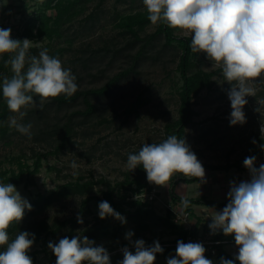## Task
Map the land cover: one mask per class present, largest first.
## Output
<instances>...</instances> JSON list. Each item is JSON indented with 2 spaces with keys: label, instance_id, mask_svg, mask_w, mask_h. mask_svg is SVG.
<instances>
[{
  "label": "rangeland",
  "instance_id": "rangeland-1",
  "mask_svg": "<svg viewBox=\"0 0 264 264\" xmlns=\"http://www.w3.org/2000/svg\"><path fill=\"white\" fill-rule=\"evenodd\" d=\"M96 3L97 0H91L77 6L76 10L79 12L62 26L59 36L48 39L45 36L38 37L35 29L31 33H26L27 29L24 27L26 19L43 9V0H0V28H10L13 39L31 40L30 56H38L41 50L47 48L50 56L59 58L64 68L71 69L72 74L76 76L78 91L100 88L110 77L130 68L132 64L130 57L140 49L143 42H133L132 36L125 32V28L119 23L124 16L135 14L145 8L142 0H104L95 10ZM92 12L94 14L92 19L88 18ZM46 14L54 16L55 11L46 9ZM156 29L157 24L150 23L139 30V36L147 38L155 33ZM174 34L177 37H186L180 34L179 29H175ZM144 53L128 77L122 79L106 96L91 100L95 106L92 114L83 115L85 106L80 99L72 106L61 107L50 99L41 109L38 98L36 107L22 109L27 115L19 120L23 124L31 123L32 135L29 139L9 126V117L18 116L11 112L5 120V134L0 132L1 171H16L17 161L31 165L35 160V153L54 151L57 144L55 138L59 136L52 132L50 126L46 127L43 120L62 124L70 118L75 126L70 143L59 152L42 159L39 172L32 178L33 185L24 186L23 183L15 185L23 198L28 202L35 201L38 196H47L61 190L64 184L73 182L78 177L89 179L90 175L93 179L103 178L111 187H115L116 183L123 181L125 174L131 171L127 167L129 154L138 153L146 143L164 141L166 125L176 120L179 115L178 92L182 80L177 65L181 48L176 44L166 46L162 35L158 34ZM5 55L0 56V64L4 65L0 72V86L5 77L10 78L13 75L11 66L5 63L10 58L4 60ZM192 61L195 63L192 72L196 70L213 72V77L211 89L204 88L193 96L192 109L195 115L192 123L185 128V140L202 165L231 164L244 155L251 134L258 132L262 136L260 127L264 124V106L258 105L257 101L264 99V83L257 82L255 85L258 89L256 97H246L248 103L243 108L246 123L232 126L231 105L227 95L231 85L224 80L222 70L212 67V62L207 59L205 53L196 54ZM139 94L149 99L148 104L139 110L138 116H132L123 123V110ZM0 101H4L2 87ZM43 129L48 133L40 134ZM37 135L40 139H36ZM73 161L77 164L75 169L71 167ZM261 164H264V151L255 162V165ZM231 170L235 174L237 171L240 172L236 168L229 171ZM224 172L226 171L205 169L204 179L198 182L187 184L185 180L189 178L181 174L174 175L171 181L177 184L178 194H185L184 196L188 198L204 194L207 198L213 199L217 197L215 192L206 186L208 179L221 178ZM168 185L153 184L151 187L158 192L155 202L151 203L157 215H164L166 212L164 204L170 199ZM107 187L106 184L96 185L90 194L101 198V191H105ZM146 189L134 194L126 190L125 186H116L113 199L121 208L132 213L133 201L142 199L141 194L145 193ZM82 198L59 197L36 218L43 219L52 231L57 222L78 213ZM98 205L97 199H92L88 203L91 212L85 215L82 223L76 227L75 236L84 237L83 231L97 220ZM122 216L127 218L123 226L120 220L112 216L105 218L103 224L108 227L109 234L107 237L94 240L95 245H102L110 252L138 239L170 241L175 234V230L169 227L151 228L140 233L128 218V213ZM68 229L64 227L56 232L44 233L42 240L34 243L28 253L31 258L35 255L33 264H55L56 257L48 248V243H58L61 238L66 237ZM129 231L134 233L131 240L125 238ZM9 235L12 238L13 234ZM111 257H115L118 264V261L123 259V253L116 256L110 254V260L114 263Z\"/></svg>",
  "mask_w": 264,
  "mask_h": 264
},
{
  "label": "clouds",
  "instance_id": "clouds-1",
  "mask_svg": "<svg viewBox=\"0 0 264 264\" xmlns=\"http://www.w3.org/2000/svg\"><path fill=\"white\" fill-rule=\"evenodd\" d=\"M152 24L164 23L179 29L182 36H190L193 53H205L212 67L222 70L224 80L231 85L228 91L231 113L230 125H243L246 97L257 95V82L264 83V0H142ZM32 41L13 39L11 29L0 28V56L14 54L6 65L13 75L2 82V96L8 109L18 114L9 117V126L31 139V123L22 120L30 106L36 107L34 97H39V107L60 95L73 96L78 91L76 76L63 67L59 58L50 56L44 48L39 55H29ZM264 106V99L257 101ZM259 110V109H257ZM264 136V124L260 127ZM255 143V140H253ZM256 157L243 161L250 181L232 183L228 192V204L220 212L211 215L208 225L213 234L220 231L234 236L238 253L234 259L221 257L219 264H264V164L255 167ZM142 166L149 183L167 186L174 175L203 180L205 169L186 140L176 135L168 136L160 143L144 144L138 153L129 154L127 167L133 171ZM72 168H76L75 161ZM189 200L181 198L184 208ZM99 218L112 216L122 223L125 218L116 212L109 202L98 205ZM32 205L23 198L15 185L0 182V264H33L28 254L35 235L20 231L10 238L8 229L23 220L25 210ZM78 222L82 220L78 217ZM132 231L125 238L131 240ZM48 248L56 257L55 264H111L110 254L102 245H95L86 236L61 238L58 243L49 242ZM135 251L122 249L123 259L118 264H154L156 254L163 248L158 241L146 246L145 241L134 242ZM202 243L177 242L175 256L167 264H213L206 258Z\"/></svg>",
  "mask_w": 264,
  "mask_h": 264
},
{
  "label": "trees",
  "instance_id": "trees-1",
  "mask_svg": "<svg viewBox=\"0 0 264 264\" xmlns=\"http://www.w3.org/2000/svg\"><path fill=\"white\" fill-rule=\"evenodd\" d=\"M90 1L91 0H43V9L41 11H38V14L26 19L24 23V27L27 29L26 33H31L32 30L35 29L36 35L38 37L45 36L48 39H52L53 36H59L62 26L70 22L72 18L79 12L76 10L77 6ZM103 1L104 0H97V3L95 4V10L100 7ZM46 9H54L55 15H47ZM93 15V12L90 13L88 15V18L92 19ZM150 23L151 22L148 19V13L146 9L138 11L135 14L124 16L120 20L119 25L123 26L125 28V32L129 33L132 36L133 42H143L140 45V49H138L135 54L130 57L132 63L130 68L123 70L122 72H119L114 76L110 77L107 82H105V84L100 88L78 91L71 97L60 95L59 97L52 99V101L55 102L57 106L61 107L72 106L76 103L78 99H80L82 100V103L85 106V109L83 110V115L85 116V114H92L94 112L95 106L92 104L91 100L93 98L106 96L114 86L121 82L122 79L128 77L132 69L136 66L137 62L144 56L145 49L148 47L149 44L152 43V40L155 38V36L160 34L162 35L164 39V44L166 46L171 47L176 44L177 47L181 48V54L178 57L179 59L177 65V70L182 80V84L178 92L179 115L176 120L166 125L165 139L170 135H176L178 138H182L185 140V128L192 123V118L195 115V112L192 109L193 96L197 95L204 88L208 90L211 89V78L213 77V72H205L203 70H196L192 72L191 69L195 66V63L194 61H192V58H195L197 53H193L191 51V37H177L174 34L175 29L167 27L164 23H157V29L155 33L149 35L147 38H141L139 36V30H142L146 25ZM11 57V54H6L4 60L9 59ZM3 67L4 65L0 64V72ZM38 98L39 97H34L35 100H37ZM148 102L149 99L147 97H144L143 94L137 95L123 110L122 122L126 123L128 119L132 116H138L139 110L146 104H148ZM10 114L11 111L8 109L6 101H0V132L2 134H5L4 124L5 120L9 117ZM43 123L46 127L50 126L52 132L59 136L55 138L57 144L54 148V151H49L46 153H35V160L31 165H27L26 163H21L17 161L16 171H1L0 169V182L11 183L13 185H19L23 183L24 186L33 185L32 178L39 172L42 166V159L47 157L48 155L59 152L61 149H63L64 147H66V145L70 143L75 131V126L73 125L70 118H68L62 124H59V122L51 123L45 120H43ZM44 131L47 130H41L40 134L48 133ZM36 139H40L39 135L36 136ZM253 140H255V143H253ZM247 142V150H245L244 155L237 161L231 164L227 163L225 165L217 166L203 165L204 169H209L213 171H228L231 168H236L240 171L247 170V168H245L243 164L244 159L250 156H255L257 159L261 156L264 151V138L260 135V133L257 132L251 134ZM259 166L260 165H255V167L257 168H259ZM7 174H9L8 177H6ZM198 180L199 179L196 178H189L186 179L185 182L187 184H190L193 182H197ZM108 183L109 182L105 181L103 178L93 179L92 175L89 176V179H83L81 177H78L75 179V181L64 184L61 190L54 191L47 196H38L35 201L29 202L32 205V209L30 211L27 209L25 210L23 220L18 224L14 223L10 226V228L8 229L9 234H13L12 238H15L18 232L27 231L35 235L34 243H36L42 240V235L44 233L47 234L49 232H56L61 228L68 227L69 229L66 233V237L71 239L73 236H75V229L80 224L78 222V217L83 221L85 215L91 212L88 203L92 199H97L99 203L102 201L109 202L111 207L121 215H123L124 213H128V218L131 219L136 229L140 233L150 230L151 228L157 227H169L174 229V233L177 235V238L172 241H162L171 244V246H167L166 248H164L162 253H168L171 250H174L177 247L178 241L184 242L190 236L197 237V231L195 227H191L189 230H187L184 229L181 225L175 224L173 222L174 214L169 210H166L164 215H157L155 210L152 208L150 202L136 200L133 201L131 205L134 209L133 212L130 213L127 210L121 208V205L113 199V193L116 189V186H125L126 190H130L131 193L134 194L141 193L144 188L148 189H146L145 192L150 191L151 187L153 186V183H149L147 181L146 172L143 170L142 166H138L135 170L127 172L125 174L124 180L116 183L115 187H111ZM99 184L108 185L105 191H101V198H97L90 194L92 193L94 186ZM175 185V182H169V202L174 205H181L182 197L178 196L175 193ZM68 196L83 197L80 200L78 213L72 217L57 222L54 227V230L51 231V227L46 224L43 219H37L36 217L55 199L59 197ZM123 198H125V195H123ZM186 199H188L190 202L189 206L187 208H184L181 205V207L184 211H187L189 213L191 212V207L193 205L223 206L228 203L223 202L217 205L215 203H212L210 200L206 199L205 196H201L199 198ZM104 220L105 219H100L98 217L92 225H90L83 231V235H85L91 241L107 237V235L109 234V230L108 227L103 224ZM125 220L127 221V218H125ZM121 225L123 226V223ZM217 239L221 240L220 236H218ZM155 241L151 240L150 242ZM132 242L133 241L127 242L125 243V245L130 244ZM162 253H157L156 256ZM217 255L218 257H223L225 259H232L223 251L222 245L218 246ZM34 256L32 258L33 263L35 261Z\"/></svg>",
  "mask_w": 264,
  "mask_h": 264
},
{
  "label": "crops",
  "instance_id": "crops-1",
  "mask_svg": "<svg viewBox=\"0 0 264 264\" xmlns=\"http://www.w3.org/2000/svg\"><path fill=\"white\" fill-rule=\"evenodd\" d=\"M238 172L239 171H237L236 174H239V173L240 174L236 176L235 172H233L232 170L231 171L228 170V171L223 173V175H222L223 177H221V178L208 179V183L206 184V186H208L209 190H212L215 192L214 194H215V197H217V198H213V199L207 198L206 195H204V194L201 196H205L206 199L210 200L212 203H215L217 205H219V203L229 202L227 194L230 191L231 184L232 183L239 184L242 181H250V179H251V176H250V173L248 170L240 171L239 173ZM176 185L174 188L175 193L180 197L188 198V197L184 196L185 194L181 195V194H178L176 192ZM182 193H184V192H182ZM201 196L190 197V198H199ZM227 204H225L223 206L193 205L191 207L189 220H190V224L192 225V227L196 228L197 237H200L203 239L212 237L214 239L215 238L217 239L218 236H220L221 239L227 240L228 243L223 244L222 249L226 253V255H228L229 257L234 259L235 255L238 253V247L235 245L234 236H232V235L225 236L222 231H220L216 234H213L208 227V225L212 222L211 221V215L214 212L222 211L223 208ZM176 238H177V235L174 234L173 237L170 239V241H172ZM116 255L117 254H115L113 256H116ZM173 256H175V250H171L168 253H162V254L156 256V260H155L154 264H167V259L170 257H173ZM205 256H206V258L212 260L213 264H219L220 259H221V257H218V255L207 254ZM111 259L114 260V263L111 262V264H117V261H116L117 259L115 257H111ZM234 264H239V262L235 261Z\"/></svg>",
  "mask_w": 264,
  "mask_h": 264
},
{
  "label": "built area",
  "instance_id": "built-area-1",
  "mask_svg": "<svg viewBox=\"0 0 264 264\" xmlns=\"http://www.w3.org/2000/svg\"><path fill=\"white\" fill-rule=\"evenodd\" d=\"M157 191L155 189H151L150 191H147L142 195V200L143 202H155L156 198H157ZM140 195V196H141ZM140 198V197H139ZM164 208L166 210H169L171 211L173 214H174V222L175 224H178V225H181L184 229H187L189 230L192 225L190 224V213L187 212V211H184L181 207V205L177 204V205H174L172 203H165L164 204ZM145 241V245L146 246H152L154 244V242H150L148 240H144ZM134 242L133 241L132 243L130 244H126L124 246H121V247H118L116 250H113L111 252H109V254H112V255H115V254H122V249L124 247H127L130 251H135V248H134ZM156 242V241H155ZM159 244L161 245V247L164 249L166 248L167 246H171L170 243H165V242H162V241H158ZM188 242H199V243H202L203 246L205 247L206 249V252H205V255L207 254H211V255H217V252H218V246L220 245H223L225 243H228L227 240H224V239H214L212 237L210 238H206V239H203V238H200V237H188L184 243H188Z\"/></svg>",
  "mask_w": 264,
  "mask_h": 264
}]
</instances>
